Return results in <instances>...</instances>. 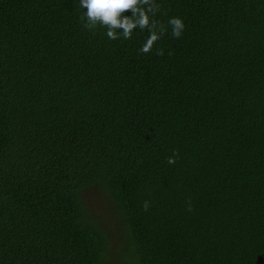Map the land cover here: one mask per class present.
Listing matches in <instances>:
<instances>
[{
	"label": "trees",
	"instance_id": "16d2710c",
	"mask_svg": "<svg viewBox=\"0 0 264 264\" xmlns=\"http://www.w3.org/2000/svg\"><path fill=\"white\" fill-rule=\"evenodd\" d=\"M157 3L142 54L0 0V264H264V0Z\"/></svg>",
	"mask_w": 264,
	"mask_h": 264
},
{
	"label": "clouds",
	"instance_id": "9594fccd",
	"mask_svg": "<svg viewBox=\"0 0 264 264\" xmlns=\"http://www.w3.org/2000/svg\"><path fill=\"white\" fill-rule=\"evenodd\" d=\"M79 7L84 9L79 19L83 27L95 32L104 29L109 40H130L133 32L139 29L148 33L145 42L138 52L148 54L154 45L171 29L174 38H180L185 30L182 18L170 17L167 24L156 19L161 11V5L157 0H79ZM156 55L163 56L164 50L157 48ZM169 55H172L169 52ZM179 153L174 152L167 158L169 165H174ZM149 202L143 203V210L148 211ZM188 210L191 211V202H188Z\"/></svg>",
	"mask_w": 264,
	"mask_h": 264
}]
</instances>
